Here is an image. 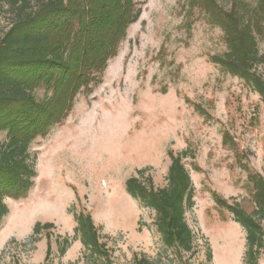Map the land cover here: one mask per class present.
Here are the masks:
<instances>
[{
  "label": "rangeland",
  "instance_id": "rangeland-1",
  "mask_svg": "<svg viewBox=\"0 0 264 264\" xmlns=\"http://www.w3.org/2000/svg\"><path fill=\"white\" fill-rule=\"evenodd\" d=\"M135 1L142 13L101 82L90 94L82 91L67 118L30 145L35 185L24 198L5 200L0 264H46L49 240L50 264L77 261L83 245L73 239L74 212L81 211L110 238L114 264H131L135 254L157 264H244L246 233L216 199L255 210L248 173L264 177V103L220 69L227 46L211 14L217 6L238 8L245 20L255 13L264 18V0ZM12 16L0 9V37ZM258 45L264 54V34ZM258 72L264 76V66ZM37 96L44 98V89ZM5 138L1 133L0 145ZM170 150L187 152L183 163L193 184L186 221L198 253L181 261L163 245L155 212L126 192L127 179L144 169L143 179L166 186ZM37 223L55 229L27 244ZM64 239L71 245L61 255Z\"/></svg>",
  "mask_w": 264,
  "mask_h": 264
},
{
  "label": "trees",
  "instance_id": "trees-1",
  "mask_svg": "<svg viewBox=\"0 0 264 264\" xmlns=\"http://www.w3.org/2000/svg\"><path fill=\"white\" fill-rule=\"evenodd\" d=\"M5 7L13 16L0 37V134L6 133L0 145V223L9 214L5 200L22 199L35 185L37 173L30 145L67 118L82 91L90 94L101 82L128 28L142 13V5L135 0H0V9ZM212 12L227 46L218 58L220 69L241 78L264 103V76L258 72V67L264 66L258 45V37L264 34V18L255 13L245 20L238 8L227 12L215 6ZM41 89L44 98L37 96ZM187 155L186 151L175 154L170 150L164 187H155L150 175L143 179L146 169L126 182L127 194L142 208L155 212L163 245L180 261L184 255L198 253L196 235L186 221L194 204L192 178L183 163ZM248 175L255 205L252 213L220 197L216 203L231 213L246 233L243 263L260 264L264 256V177L253 172ZM74 220L73 239L80 240L83 249L82 256L70 264H114L110 238L101 234L92 216L86 211L74 212ZM53 229L52 223L35 224L27 244H37L44 230ZM70 245V240L64 239L60 254L64 255ZM51 251L49 240L46 264H50ZM130 263L157 261L135 254Z\"/></svg>",
  "mask_w": 264,
  "mask_h": 264
}]
</instances>
